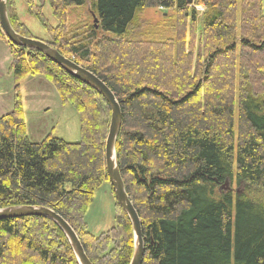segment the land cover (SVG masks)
Instances as JSON below:
<instances>
[{
  "label": "trees",
  "instance_id": "1",
  "mask_svg": "<svg viewBox=\"0 0 264 264\" xmlns=\"http://www.w3.org/2000/svg\"><path fill=\"white\" fill-rule=\"evenodd\" d=\"M26 1L46 43L120 103L116 154L142 224V264H264V0H93L98 30L78 33L67 29L68 12L91 0H49L55 27ZM7 8L14 30L31 38L15 0ZM150 8L174 10V23L142 22ZM0 38L18 84L13 111L0 117V209L50 208L92 264H130L132 226L117 201L109 231L93 236L84 222L98 188L110 184L109 105L42 53L13 45L1 29ZM39 75L79 114L80 143L30 141L18 86ZM21 250L27 257L17 264H78L62 231L43 218L0 221V264Z\"/></svg>",
  "mask_w": 264,
  "mask_h": 264
},
{
  "label": "rangeland",
  "instance_id": "2",
  "mask_svg": "<svg viewBox=\"0 0 264 264\" xmlns=\"http://www.w3.org/2000/svg\"><path fill=\"white\" fill-rule=\"evenodd\" d=\"M92 2L93 0L89 1L86 6L80 9L69 10L67 22V29L69 31H76L74 33H78V31L84 32L90 27H97L94 23ZM15 3L19 22L27 27L29 37L39 41H49L50 37L47 29L43 26V23L38 20L37 16L34 13H31L27 1L15 0ZM33 4L34 6L42 7V13L49 26L55 27L58 25V21L53 15L49 0H33ZM203 9V6L196 7L199 19L202 15ZM36 10L37 9L34 8V11ZM174 16V10L150 8L143 11L139 18L142 22H148L155 28L162 23L167 25L166 23H168V21L174 23ZM97 35L100 36L99 31H97ZM11 61L12 57L8 43L5 39L0 38V110L2 111L4 108L7 109V104L9 102L12 103V101L14 108V100L18 84H16L13 76ZM34 77L44 78L40 75ZM31 80L32 77H28L21 81L18 86L21 101L25 110L27 132L28 135H33V140L31 141L42 142L47 136L52 135L53 137L70 144L80 143L82 141L81 123L80 116L75 108L68 103H64L60 94L55 90L54 92L50 91L48 96L43 98L46 90L41 91V88L33 87V85H30L32 84L30 83ZM0 117H3L2 114H0ZM29 139H31V137ZM229 185L230 184L228 183V186L224 187V191L229 190ZM234 189L238 188L234 186ZM115 202L116 200L111 185L106 182L103 183L93 196L92 203L84 216V222L91 235L96 237L100 236L114 227L116 222ZM29 236L34 237V233L31 232ZM26 257L27 254L25 251L21 250L16 258L12 255L13 262L11 263L17 264V261ZM33 264L38 263L34 260Z\"/></svg>",
  "mask_w": 264,
  "mask_h": 264
},
{
  "label": "water",
  "instance_id": "3",
  "mask_svg": "<svg viewBox=\"0 0 264 264\" xmlns=\"http://www.w3.org/2000/svg\"><path fill=\"white\" fill-rule=\"evenodd\" d=\"M94 20L97 25L98 20L95 16ZM0 26L7 39L13 45L42 53L70 76L91 87L102 96L109 105L111 109V121L105 146V162L108 179L118 205L127 215L132 226L134 248L130 264H142L145 253L142 224L125 189L116 154V143L122 126V110L120 103L111 89L91 71L67 59L49 44L18 34L12 27L9 19L7 0H0ZM96 28L98 30V27ZM227 186L228 183H225V187ZM23 218H43L53 222L66 237L77 263L92 264L73 228L54 210L43 206H12L0 209V221Z\"/></svg>",
  "mask_w": 264,
  "mask_h": 264
},
{
  "label": "crops",
  "instance_id": "4",
  "mask_svg": "<svg viewBox=\"0 0 264 264\" xmlns=\"http://www.w3.org/2000/svg\"><path fill=\"white\" fill-rule=\"evenodd\" d=\"M30 83H32L30 85H33V87H39V88H41V91H45L46 90L45 94L43 95V98H45L46 96H48V93L50 91H53V92H54V90L57 91V89L54 87V85L52 83H50L48 80H46L45 78H42V77H37V78L36 77H32V80H31ZM28 89H29V87H28ZM13 109L14 108H13V101H12V103L9 102L7 104V109L4 108L3 111L0 110V114H2V116L7 115V114L11 113L13 111ZM28 136L31 137L30 141L33 140L32 139L33 138V135H28ZM33 143H40V142L36 141V142H33Z\"/></svg>",
  "mask_w": 264,
  "mask_h": 264
}]
</instances>
